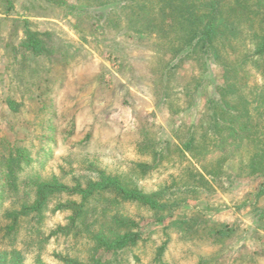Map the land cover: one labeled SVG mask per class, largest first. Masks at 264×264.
Segmentation results:
<instances>
[{"label":"rangeland","instance_id":"374dc122","mask_svg":"<svg viewBox=\"0 0 264 264\" xmlns=\"http://www.w3.org/2000/svg\"><path fill=\"white\" fill-rule=\"evenodd\" d=\"M148 8L157 29L128 0H0V264H264V178L244 167L253 150H184L192 134L204 144L221 87L237 91L231 102L253 103L262 80L245 63L226 82L221 63L178 52L188 29L174 21L181 15L168 16L165 1ZM27 32L38 34L41 53L28 49ZM246 36L232 61L253 51ZM10 154L27 160L17 192L3 182ZM107 176L170 204L158 212L113 194L91 197L84 224L92 230L115 214L139 223L140 241L111 253L78 234L71 207L82 204L76 192ZM41 182L69 191L8 230L6 215L31 205Z\"/></svg>","mask_w":264,"mask_h":264},{"label":"trees","instance_id":"16d2710c","mask_svg":"<svg viewBox=\"0 0 264 264\" xmlns=\"http://www.w3.org/2000/svg\"><path fill=\"white\" fill-rule=\"evenodd\" d=\"M162 1H165L170 9L168 16L174 18L176 14H180L181 17L178 19L175 17L174 21L181 26L186 24L188 27L181 39L179 44L181 48L178 52L187 49L189 58L201 54L214 63H221L226 82H231L232 79H236L235 76L238 77L241 72L245 71V63L254 67L262 80V85L259 87L253 103L243 95H238L237 101L233 103L228 98H234L237 91L231 86L221 87L220 111L211 117V128L202 135L204 144H201L195 134H192L188 142L184 144V150L197 157L203 154L208 155V147L218 150L233 148L234 151H237L242 146L249 145L253 151L248 164L244 167L248 169L249 174L261 175L264 178V0H128V3L137 7L138 15L147 21L148 27L157 29L154 20L149 22L147 19V11L149 5ZM154 11L153 9L150 12ZM257 21H259V29L255 31L254 25ZM241 35H247L246 38L250 40L253 51L243 53L241 57L236 55V61H232L231 56L236 54L234 52V49L236 50L235 41ZM27 39L28 49L36 54L41 53L43 44L38 38V34L27 32ZM181 59L184 61L186 57ZM210 133H212V138L209 136ZM147 146H141L140 149L143 152L148 151ZM157 155H160L159 152H154L153 156L157 157ZM25 161L27 160L22 154L19 157L10 154V157L4 161L6 174L3 182L10 192H17V170ZM220 161L226 162L227 157H220ZM137 167L144 173L151 169V166L146 164H138ZM205 171L212 177L217 173L209 172L206 169ZM56 185L47 182L36 184L35 201L31 205L22 206L20 211L10 212L6 215L14 225V227H8V230L11 231L15 228L20 217L28 216L31 213H40L46 207L51 195L69 191L64 186ZM76 193L82 196V204L71 206L74 210L77 209L76 220L81 221V227H78L77 231L79 235L83 233L90 235L96 245L95 252L105 250L111 253L134 246L140 241L141 235L138 232V222L117 214L110 218L109 223H104L95 230H92L93 226L84 224L88 219L84 209L85 204L91 197L104 193L113 194L116 200L136 202L158 212L166 211L170 207V204L160 201L161 194L159 192L146 194L136 185L125 183L120 177H104L103 180L88 184L85 190H79ZM259 195H264V183ZM1 197L0 193V199ZM75 228L74 223L72 228L67 230V234ZM64 230L66 229L63 228L62 231ZM13 252L14 255L19 254ZM162 252L163 248L160 249V255ZM67 262L81 264L75 260H67Z\"/></svg>","mask_w":264,"mask_h":264}]
</instances>
